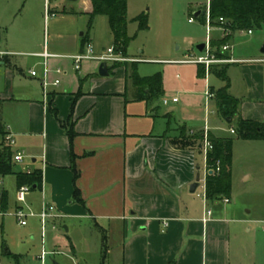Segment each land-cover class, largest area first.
<instances>
[{"label": "crops", "instance_id": "0c3cea01", "mask_svg": "<svg viewBox=\"0 0 264 264\" xmlns=\"http://www.w3.org/2000/svg\"><path fill=\"white\" fill-rule=\"evenodd\" d=\"M18 4L19 0H0V53L6 54L0 57V67L6 69L0 101L3 107L8 103L18 107L22 115L18 120L20 124L10 122L6 126L2 122L7 133L17 140L13 152L31 158L18 172H43L45 199L61 216L52 221L53 229L58 223L63 224L70 235L86 234L85 242L92 246L93 227L100 235L96 238L99 247L96 246L95 252L100 253L102 264L105 244V264H236L235 252H240L241 248L240 229L246 220L238 216L237 205H231L230 198L229 203H225L227 207L218 204L226 198H206L208 171L203 145L184 148L174 143L182 127L190 135L204 134L208 128L216 138H227L215 135L209 127L212 112L208 109L215 100L207 98L212 74L205 79L198 78L197 66L188 80H180L181 88L199 85L204 88L205 116L200 121L204 119L205 123L203 128L201 122L195 129L188 127V119L180 116V100L172 102L177 96L170 99L167 106L172 107L167 112L151 102L145 110L135 106L145 102H136L134 96H128L130 86L124 66L107 78L99 75L100 63L95 61L84 62L82 70L75 71L69 57L84 52L86 43L94 46L91 37L85 34H81V41L75 42L70 55L51 51L50 46L45 42L42 45L36 36L29 39L23 35V47L30 48L25 55L32 58L24 72L12 61L17 55L9 39L6 38L5 46L1 43L2 30L9 16L17 12ZM46 4L47 0L45 7ZM203 11L197 9L194 14ZM50 13H54L52 8ZM215 32L217 38L221 37L219 31ZM235 39L231 41L233 49ZM111 47L96 49L94 46V51L100 56ZM45 50L57 56L48 62L50 82L60 79L59 86L49 87L46 103L42 90L44 60L40 57ZM196 51L202 54L197 47ZM227 55L238 61L229 64L228 77L230 94L240 101L239 115L245 120L264 123V57L237 58L234 50ZM128 57L127 62L137 65L144 61ZM237 65H242L239 79H235L231 71ZM57 69L63 70V74L58 76ZM33 70L37 77L30 75ZM17 71L21 73L19 78L14 74ZM163 90L165 96L167 88L164 86ZM71 118L76 134L72 142L66 131ZM198 174L200 186L191 193ZM13 177L16 194L18 187L15 175ZM5 181L0 180L3 187L0 196L7 193L9 198L8 190L4 189ZM76 190L82 202L75 198ZM34 192H38L39 205L35 209L34 203L28 201L27 207L39 212L43 193ZM69 247L76 252L74 243L70 242ZM57 253L59 251L53 249L52 254Z\"/></svg>", "mask_w": 264, "mask_h": 264}, {"label": "rangeland", "instance_id": "374dc122", "mask_svg": "<svg viewBox=\"0 0 264 264\" xmlns=\"http://www.w3.org/2000/svg\"><path fill=\"white\" fill-rule=\"evenodd\" d=\"M50 2V9L52 8L56 15L47 14L45 0H19L17 12L9 16L8 24L2 30L1 43L5 46L7 38L10 45L15 47L13 51L17 56L13 57L12 61L19 70L26 72L32 62V58L28 54L25 55L30 52V48L23 47V35L29 39L36 36L35 39L41 41L42 45L45 42L50 46L51 51L62 55L73 53L75 42L81 41V34H85L86 37L90 36L96 49L113 46V36L107 17H96L90 26V14L92 13L90 0H52ZM208 4L209 0H127L128 36L132 38L128 55L144 59L137 65L140 77L161 74L163 87L167 88L165 96L151 103L159 106L162 112H167L172 105L164 106L163 99L170 100L173 95L177 96L180 100V116L182 119H188L186 121L188 127L193 126L195 129L199 128L201 122L203 128L205 123L204 119L200 121V118L205 116L202 94L204 88L202 85L179 87L180 80H188L194 67H197L181 64L179 61L197 56V45L206 43V25L194 18V12L197 9L205 10ZM139 16L146 17L149 26L147 30H140L139 25L134 22V19ZM191 18L194 19L193 23H189ZM219 32L221 34L219 38L216 37V32H213L210 44L217 39L232 38L234 40L236 37L233 49L235 57L244 59L264 57L261 53L264 48V27L253 30L251 35L248 33L232 34L224 37L223 32ZM213 52L212 48L211 54L218 62L210 66L209 73L220 72L223 66L229 65L221 62L225 59L216 57ZM222 54L225 55L223 52ZM124 63V67L133 64L132 61ZM95 65L92 66L95 67ZM241 68L242 65H237L231 69L235 79L241 76ZM5 71L6 69L0 67V89L5 82ZM14 74L17 78L21 77L20 71ZM209 80L211 88L215 90L224 86L223 82L213 75L209 76ZM129 86L128 96L133 98L134 88L131 82ZM151 103L145 102L135 106L145 110ZM208 110L212 112L209 127L213 133L220 137L234 139L232 190L230 195L224 197L230 198L231 205H237L238 216L246 220V224L240 229L238 243L241 248L240 252L238 250L235 252V255L237 253L235 263L264 264V141H245L231 134V129L235 124L231 125L220 118L215 100H212ZM21 115L19 108L12 104H5L2 108L1 118L6 126L10 122L20 124L18 120ZM195 119H198V122H194ZM217 128L223 130H217ZM0 143L7 146L1 138ZM30 161L31 158L26 157L22 163H15L14 171H20L23 165ZM3 179H6L4 189L8 190L9 198L7 212L0 211V264H17L12 256L19 258L18 264H36L43 249L47 252L45 264H102L100 253L96 255L95 252L96 246L97 249L99 247L96 238L100 235L93 227L92 246L85 242L86 234L70 235L66 233L63 224L58 223L53 229L52 221L47 225L43 242L41 222L37 216L30 217L27 226L21 227L14 217L15 178L13 175L0 176V180ZM2 191L3 187L0 185V193ZM28 201H32L36 209L39 205L38 192L31 193L27 198ZM218 204L229 206L224 201ZM35 209L29 208L27 212L39 214L40 211L36 212ZM70 242L76 246V252L69 247ZM53 249L59 253L53 255ZM31 260L32 263H30Z\"/></svg>", "mask_w": 264, "mask_h": 264}, {"label": "trees", "instance_id": "16d2710c", "mask_svg": "<svg viewBox=\"0 0 264 264\" xmlns=\"http://www.w3.org/2000/svg\"><path fill=\"white\" fill-rule=\"evenodd\" d=\"M92 13L90 14V26L98 16H105L109 20L110 30L113 36V47L116 54H121L128 59V48L132 38L128 36V18H127V0H90ZM210 14L213 25L219 27L217 23L220 18L225 19L230 24V30L233 34L239 31H253L264 27V0H210ZM204 25L206 24L205 15L202 13L198 18ZM139 25V29L144 31L149 28L145 16H139L134 19ZM232 38L224 40L217 39L211 44L213 54L218 58L229 59L227 53L222 54L223 47L230 44ZM86 37L83 39V44ZM224 53V52H223ZM125 63H116L110 68V75L113 71ZM229 65L223 66L220 72H210L217 79L223 82L224 86L218 90L210 89V93L214 95L217 109L220 117L227 121L232 119L234 134L238 139L245 141H264V123L252 120H245L239 115L240 101L230 94V79L228 77ZM127 80L131 82L134 88V100L136 102L150 103L163 96V79L161 74L152 77L141 78L137 71V64L133 63L126 67ZM206 69L204 66H198V78L205 79ZM3 101H0V138L5 142L7 136L6 126L1 119ZM67 135L71 142L76 136L74 132V123L72 118L68 122ZM204 134L187 133L185 127L181 128V135L174 142L176 145L184 148L199 147L203 143ZM209 140L213 149L206 157L207 177L205 183V195L208 200L216 197L218 199H229L228 196L232 190V163H233V138H216L209 133ZM15 153L13 149L0 143V176L7 177L15 175L17 187L29 186L34 191L42 189L43 172L36 170L34 172H18L14 171L15 163L13 161ZM219 168V172L217 171ZM77 178V177H76ZM75 198L82 202L80 192L75 191ZM8 207V195L3 193L1 196L0 211L6 213ZM107 237L104 236L106 243ZM4 254H7L4 252ZM11 256V255H10ZM103 264L107 258V245H104ZM17 264L19 258L12 256ZM174 264V263H169Z\"/></svg>", "mask_w": 264, "mask_h": 264}, {"label": "built area", "instance_id": "2783aa9c", "mask_svg": "<svg viewBox=\"0 0 264 264\" xmlns=\"http://www.w3.org/2000/svg\"><path fill=\"white\" fill-rule=\"evenodd\" d=\"M47 12L48 14L50 13V0H47L46 4ZM203 14L205 15V20H206V28H207V42H206V49L202 54H198L197 56H191L185 60L179 61L181 64L185 65H196V66H204L206 69V75H209V68L212 64L218 62L215 61L214 56L211 54V40L213 38V32L214 31H222L224 37H228L233 34V32L230 30V24L223 18H220L219 21L217 22L220 26H214L213 21L211 18L210 14V0L208 7L204 10ZM51 15H56V13H52ZM194 19H190L189 23H193ZM248 33L249 35L252 34V31H239L237 34L238 35H244ZM233 51V45L232 44H227L223 47V52L224 53H230ZM5 53H0V57L5 56ZM41 58H43V66H44V75L42 78V90H43V99L44 102H47V99L49 97V87L51 85L54 86H59L60 85V79L54 81L53 83L50 82V69H49V60L51 58H55L57 56H53L48 53L47 50L43 54L40 55ZM73 61L74 65V70L79 72L82 70V65L84 62L87 61H95L100 64L105 63L108 66H113L116 63H124L128 61L126 58H124L121 54H116L114 47H111L106 50V52L100 56L95 54L94 51V46L91 43H86L84 46V52L77 54L75 56L69 57ZM227 64H232L236 63L238 61L233 60V59H225L224 61H221ZM56 74L58 76L63 74V70L57 69ZM30 75L32 77H37V72L36 71H30ZM214 96L210 93L207 92V98L211 99ZM173 103H177L178 99L174 98L172 100ZM170 100L165 99L163 101V104L165 106L169 105ZM231 133L234 134V130L231 129ZM6 145L10 148H14L16 145V139L14 136L11 134L7 133V136L5 138ZM203 150L204 154L207 157L208 153L213 149V146L209 140V131L208 128H206L204 132V137H203ZM25 159V156L23 153L18 152L14 155V163H22ZM217 171L219 172V168H217ZM207 177V176H206ZM206 183V179H205ZM41 192L43 193V201H42V207L41 211L39 214H34V213H28L27 210L29 209L27 207V198L28 196L32 193V190L29 186H22L18 188L17 193H16V202L18 204V207L15 209L14 212V217L17 219L18 224L21 227H26L28 224V219L30 217L37 216L40 219L41 222V228H42V241L44 242L45 240V231L47 228V225L49 222L57 220L61 218V216L58 214V211L56 207L52 204H50L44 196V190H43V185ZM225 203H229L228 199H225ZM0 204H1V199H0ZM208 216L211 215V212L209 211ZM206 221V220H205ZM47 257V252L43 249L42 254L40 255L39 259L36 261V264H45V260Z\"/></svg>", "mask_w": 264, "mask_h": 264}, {"label": "water", "instance_id": "95a60500", "mask_svg": "<svg viewBox=\"0 0 264 264\" xmlns=\"http://www.w3.org/2000/svg\"><path fill=\"white\" fill-rule=\"evenodd\" d=\"M72 1H76V0H72ZM194 16L195 18H199L201 16V12L195 13ZM205 49H206L205 43L197 46V50L199 53H203ZM261 53L264 54V48L261 50ZM99 75L103 78H107L110 76V68L108 67L107 64L105 63L100 64ZM231 121H232L231 118L227 120L228 123H230ZM199 186H200V174L197 175L195 183L190 188V192L195 193ZM54 264H58V263H54Z\"/></svg>", "mask_w": 264, "mask_h": 264}]
</instances>
